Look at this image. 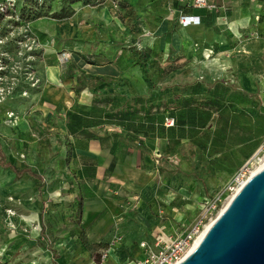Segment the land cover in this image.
I'll return each instance as SVG.
<instances>
[{
    "label": "rangeland",
    "instance_id": "1",
    "mask_svg": "<svg viewBox=\"0 0 264 264\" xmlns=\"http://www.w3.org/2000/svg\"><path fill=\"white\" fill-rule=\"evenodd\" d=\"M7 1L0 0V6ZM139 2L104 0L86 5L80 0L71 6L70 0H17L14 7L7 8L6 14L0 13L3 15L0 18V40L3 41L0 45V126L15 131V136L3 147L9 151L7 159L11 164L18 168L29 166L42 176L44 183L39 194L40 182L32 178L17 180L10 171L0 168L1 262L54 264L64 261L66 254H72L73 264H91V260L96 262L99 254L108 249V243L117 234L126 244L121 248L122 241L116 247V256L121 262L136 260L138 253L131 255L138 241L151 243L158 237L166 240L196 223L207 209L206 203L220 198L218 209L207 216L206 225L231 195L227 189L234 186L235 178L245 168L248 177L258 165L256 160L264 158V108L247 109L243 113L242 108L232 107L228 98H220L211 102L213 107H202L215 113L217 123L188 126L187 141L172 146L170 155L153 151V182L145 193L122 192L118 186L108 187L99 196L97 185L91 201L113 202L116 207L110 232L102 237L97 248L84 244L86 234L41 235V227L49 226L46 218L50 213L53 215V197L66 196V192L73 196L77 190L75 174L65 165L64 157H60L61 150L56 153L53 150L54 135L59 138L56 141L59 146L70 142L62 133L72 130L75 121L62 105L53 104V109L43 105L45 79L41 75L53 62V68L58 71L53 85L66 89V64L71 61V54L82 52L81 43L87 39L93 43L105 38L108 44L117 48L121 45L123 51L134 53L130 37L144 21L136 10L141 6ZM84 7L93 9L89 12L82 10ZM61 10L65 15H72L55 19L53 14ZM75 14L76 23H55ZM69 126L71 129L67 130ZM76 130L72 132L78 134ZM72 204L71 201L57 205L61 207L63 219L65 213L71 212ZM104 209L101 204L102 215ZM137 214L143 216L139 221L135 219ZM63 219L58 223H71ZM128 219L134 223L127 225ZM52 251L58 254L55 262Z\"/></svg>",
    "mask_w": 264,
    "mask_h": 264
},
{
    "label": "crops",
    "instance_id": "2",
    "mask_svg": "<svg viewBox=\"0 0 264 264\" xmlns=\"http://www.w3.org/2000/svg\"><path fill=\"white\" fill-rule=\"evenodd\" d=\"M208 2L214 6L212 10L180 7L163 0H140L136 10L144 21L130 37L134 53L123 51L121 45L117 48L108 44L105 38L93 43L87 39L81 43L82 52L71 54L66 64V89L53 85L58 71L53 62L47 66L41 75L45 79L43 105L47 109H53V104L62 105L75 121L72 130L62 133L70 142L59 146V138L54 135L53 150H61L60 157L75 174L77 190L73 196L66 192V196L53 197V215L46 218L49 226L41 227L43 237L46 233L51 237L86 234L84 244L97 248L110 232L116 213L113 202L91 201L97 185L99 196L108 187L118 186L122 192L145 193L153 182L154 150L170 155L172 146L187 141L188 126L218 122L215 113L203 105L213 107V102L228 98L232 107L242 108L243 113L264 108V39L251 36L264 32V0ZM84 9L90 12L93 8ZM179 10L198 16L200 24L180 27L176 21ZM76 21L77 14L55 23ZM167 119L173 121V126L165 125ZM14 136V130L0 126V149L7 163L9 151L3 144ZM34 173L40 178L21 179L40 182L42 194L43 178ZM71 201V212L64 214L71 223H58L63 222V216L57 205ZM101 204L106 208L103 215ZM140 217L142 214H137L135 219L139 221ZM132 223L128 219L127 225ZM123 241L121 248L126 244L124 238ZM144 241H138L131 256L135 251L139 256V243ZM117 251L109 252L108 264H134L138 259L121 262ZM51 258L53 262L58 258L56 251H52ZM54 264H73L72 254Z\"/></svg>",
    "mask_w": 264,
    "mask_h": 264
},
{
    "label": "water",
    "instance_id": "3",
    "mask_svg": "<svg viewBox=\"0 0 264 264\" xmlns=\"http://www.w3.org/2000/svg\"><path fill=\"white\" fill-rule=\"evenodd\" d=\"M178 264H264V163Z\"/></svg>",
    "mask_w": 264,
    "mask_h": 264
},
{
    "label": "built area",
    "instance_id": "4",
    "mask_svg": "<svg viewBox=\"0 0 264 264\" xmlns=\"http://www.w3.org/2000/svg\"><path fill=\"white\" fill-rule=\"evenodd\" d=\"M17 0H8L4 5L0 6V13L6 14L8 12V7H14ZM168 4L180 7H188L191 9H207L212 10L214 6L208 2V0H163ZM226 2H238L239 0H224ZM176 21L180 27L197 26L200 24V18L188 14L184 11H178ZM254 38H263L264 32L254 33L251 35ZM3 41L0 40V45ZM12 116L9 115V118ZM167 127L173 126V121L167 119L165 121ZM248 169L245 168L240 175H238L234 180V186L228 187L229 193H233V190L239 186L241 182L247 179ZM218 200V201H217ZM214 199L209 203H206L207 209L202 213V217L196 221L193 225L181 229L175 235H170L163 240L158 237L152 240L151 243L141 242L139 243L140 253L138 259L134 264H178L187 253L192 249V246L205 226L207 221V216L212 215L218 209V203L221 201L220 198ZM123 237L119 234L114 235L110 242L108 243V249L99 254L98 260L95 264H108L109 252L116 250V247L122 243ZM0 264H5L0 261Z\"/></svg>",
    "mask_w": 264,
    "mask_h": 264
},
{
    "label": "trees",
    "instance_id": "5",
    "mask_svg": "<svg viewBox=\"0 0 264 264\" xmlns=\"http://www.w3.org/2000/svg\"><path fill=\"white\" fill-rule=\"evenodd\" d=\"M79 1L80 0H70L69 4L72 6L73 4H75L76 2H79ZM82 1H84V4H86V5H88V4H92L93 5V4L97 3V2H103L104 0H82ZM71 15H72V13H70L69 15H65L64 12L61 10L59 13L53 14V17L55 19H57V20H61V19L69 18ZM1 17L3 18V15H0V18ZM142 66L144 67L143 64H142ZM201 125H203V124H201ZM0 167L3 168V169H8L11 173H13L15 179H21L23 176L40 178L37 174L32 172L27 167H24L22 169H18L14 165H12L10 163H7L6 162V158H5L4 154L2 153L1 149H0ZM198 180L201 181V179H198Z\"/></svg>",
    "mask_w": 264,
    "mask_h": 264
},
{
    "label": "bare ground",
    "instance_id": "6",
    "mask_svg": "<svg viewBox=\"0 0 264 264\" xmlns=\"http://www.w3.org/2000/svg\"><path fill=\"white\" fill-rule=\"evenodd\" d=\"M62 24V23H61ZM9 112V111H8ZM256 163L258 164L257 166H255V168L253 169V171L249 174V176L247 177L246 180H244L243 182H241L239 184V186L237 188L234 189V192L229 196V198L227 199V201L224 203V205L222 206V208L218 211L217 215L210 219V221L203 227L202 231L200 232L199 236L196 238L194 244L192 247H194L199 240L201 239V237L203 236V234L207 231V229L210 227V225L214 222V220L216 219V217L224 210V208L228 205L229 201L232 199V197L238 192V190L246 183V181L252 177L258 170L259 168L263 165L264 163V158L262 160H256Z\"/></svg>",
    "mask_w": 264,
    "mask_h": 264
}]
</instances>
